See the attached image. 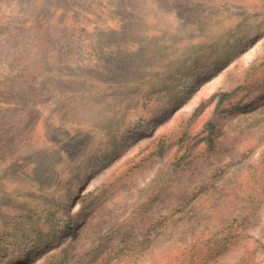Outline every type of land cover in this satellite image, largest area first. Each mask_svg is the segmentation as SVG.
Wrapping results in <instances>:
<instances>
[{"label": "rangeland", "instance_id": "1", "mask_svg": "<svg viewBox=\"0 0 264 264\" xmlns=\"http://www.w3.org/2000/svg\"><path fill=\"white\" fill-rule=\"evenodd\" d=\"M0 264H264V0H0Z\"/></svg>", "mask_w": 264, "mask_h": 264}, {"label": "trees", "instance_id": "2", "mask_svg": "<svg viewBox=\"0 0 264 264\" xmlns=\"http://www.w3.org/2000/svg\"><path fill=\"white\" fill-rule=\"evenodd\" d=\"M229 94H218L217 95V104L216 108H220L223 103L226 101ZM206 129L209 131H212L214 129V120H210L206 124ZM213 132H208V136H210ZM44 223L42 226L46 228L39 227L37 223H34L32 226L21 227L19 228L18 232L21 230L27 233L26 242H29L30 244L27 246L28 249L32 252L31 254L37 253L39 250L45 248L46 246L52 245L54 242H56V237L59 234V231L56 229L58 226V220L53 215H47L45 217ZM69 227V226H67ZM29 235H33L34 238L30 240Z\"/></svg>", "mask_w": 264, "mask_h": 264}]
</instances>
